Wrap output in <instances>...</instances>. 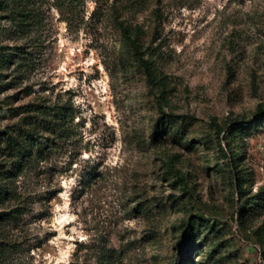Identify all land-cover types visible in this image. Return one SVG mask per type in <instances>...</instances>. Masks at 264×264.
Listing matches in <instances>:
<instances>
[{
    "label": "rangeland",
    "instance_id": "374dc122",
    "mask_svg": "<svg viewBox=\"0 0 264 264\" xmlns=\"http://www.w3.org/2000/svg\"><path fill=\"white\" fill-rule=\"evenodd\" d=\"M187 225L184 264H264V0H0V264H177Z\"/></svg>",
    "mask_w": 264,
    "mask_h": 264
},
{
    "label": "trees",
    "instance_id": "16d2710c",
    "mask_svg": "<svg viewBox=\"0 0 264 264\" xmlns=\"http://www.w3.org/2000/svg\"><path fill=\"white\" fill-rule=\"evenodd\" d=\"M120 28L123 34V37L125 40L129 43V45L132 47V49L135 51L137 54L140 63L144 66L145 72L148 76V78H152L149 62L144 59L142 55V51L139 49L138 45L136 42L132 39L128 28L123 25L122 23L120 24ZM164 125H165V120H163L162 116H160L156 122L154 123L153 126V131H152V141L155 143L158 141L160 135L164 131ZM193 227L191 225H187L184 232L182 233V239L180 242V260L177 262V264H184V262L188 261L191 259V251H192V240H193Z\"/></svg>",
    "mask_w": 264,
    "mask_h": 264
}]
</instances>
